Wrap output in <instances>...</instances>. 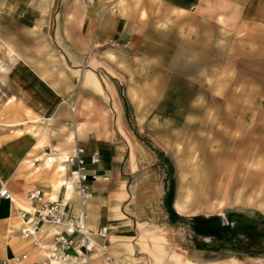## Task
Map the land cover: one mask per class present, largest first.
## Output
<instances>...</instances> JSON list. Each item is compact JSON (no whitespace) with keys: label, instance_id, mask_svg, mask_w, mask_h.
Instances as JSON below:
<instances>
[{"label":"crops","instance_id":"0c3cea01","mask_svg":"<svg viewBox=\"0 0 264 264\" xmlns=\"http://www.w3.org/2000/svg\"><path fill=\"white\" fill-rule=\"evenodd\" d=\"M175 10L199 21L205 20L207 10L245 23L264 20V0H0V37L54 38L50 48L28 43L26 48H17L8 41L13 55H20L10 68L34 71L23 73L24 89L11 93L12 102L4 110L7 118L23 120H11L8 126H22L18 134L0 139V188L5 186L11 195V200L0 201V259L9 264H17L13 258L22 254L26 258L18 264L44 259V250L18 237L22 225L18 210L32 211L26 195L33 188H40L47 200L68 199L77 208L62 159L80 146L98 152L100 158L86 169L91 192L86 204L88 226L93 231L106 227L108 232L105 240L97 238L87 264L237 263L239 257L233 254L213 258L215 254L203 241L168 220V195L162 183L147 174L150 151L136 139L128 121L129 98L122 86L125 70L132 66L126 57L142 54L145 38L156 35L158 23L168 22ZM58 38L65 39L67 50ZM46 55L68 62L66 67L79 76L71 83L75 92L64 100L65 105L61 102L65 96L56 92L54 73L38 70L42 67L38 62ZM63 117L68 124H61ZM34 119L43 124L23 125ZM46 149L54 152L56 162L45 161ZM207 181L210 178L205 174L203 190ZM48 231L54 228L43 225L42 238ZM102 243L106 250L101 249Z\"/></svg>","mask_w":264,"mask_h":264},{"label":"rangeland","instance_id":"374dc122","mask_svg":"<svg viewBox=\"0 0 264 264\" xmlns=\"http://www.w3.org/2000/svg\"><path fill=\"white\" fill-rule=\"evenodd\" d=\"M190 16L175 10L158 23L156 35L145 38L142 54L126 57L132 66L122 86L128 121L150 151L147 174L168 195V220L203 241L213 258L233 254L236 264H264V20H229L211 10L203 21ZM53 40L0 37V139L22 127L8 126L23 118L9 119L4 110L11 93L24 89L23 73L34 71L10 68L20 55H13L8 41L17 48H50ZM55 40L67 50L64 38ZM40 60L38 70L54 73L65 105L79 76L62 59ZM37 119L23 125H42ZM61 122L68 124L64 117ZM205 174L210 181L203 190Z\"/></svg>","mask_w":264,"mask_h":264},{"label":"built area","instance_id":"2783aa9c","mask_svg":"<svg viewBox=\"0 0 264 264\" xmlns=\"http://www.w3.org/2000/svg\"><path fill=\"white\" fill-rule=\"evenodd\" d=\"M74 109V108H73ZM47 163L56 162V157L52 150L46 149L44 152ZM98 152H88L80 146H75L73 151L62 159L65 164L72 190L77 196V208L68 203V199L47 200L40 188H33L27 191V200L32 205V211L28 209L18 210L22 220V225L17 231L21 239H30L32 246L44 250L45 257L39 262L31 264H78L88 260L97 246V238L105 240L108 236L107 228L101 227L93 231L88 226L86 204L91 196L88 184L86 169L99 163ZM65 189L68 185L65 184ZM11 200V195L5 186L0 188V201ZM50 226L54 231L45 233L44 242L42 238V226ZM105 243L101 244V249L106 250ZM26 258V254L13 258L15 263H20ZM107 261H111L109 255L105 256ZM0 264H9L8 260L0 259Z\"/></svg>","mask_w":264,"mask_h":264},{"label":"bare ground","instance_id":"6f19581e","mask_svg":"<svg viewBox=\"0 0 264 264\" xmlns=\"http://www.w3.org/2000/svg\"><path fill=\"white\" fill-rule=\"evenodd\" d=\"M68 188H69V186H68ZM71 192H72V194H74V191L72 190V182H71Z\"/></svg>","mask_w":264,"mask_h":264}]
</instances>
